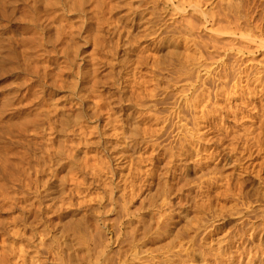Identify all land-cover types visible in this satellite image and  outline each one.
<instances>
[{"label":"rangeland","instance_id":"374dc122","mask_svg":"<svg viewBox=\"0 0 264 264\" xmlns=\"http://www.w3.org/2000/svg\"><path fill=\"white\" fill-rule=\"evenodd\" d=\"M35 1L0 0V154L5 149L2 155L8 161L6 169H0V264H29L36 256L46 264H56L54 256L48 255L53 254L54 238L64 264H92L83 247L82 228L97 207L98 197L109 191V179L118 183L112 194L119 206L112 215L114 230L118 225L113 222L124 214L127 217L120 237L127 252L122 256L115 244L110 245L105 251L111 255V264H117L119 257L124 264H215L220 256L223 264H264V47L260 45L264 44V0H198L199 9L192 8L196 0H105L103 7H95L97 11L88 5L83 15L63 12V20L68 21L61 26L70 21L75 26L83 23L82 38L77 40L79 55L86 60L92 55L97 58L94 87L91 78L79 87L73 75L61 77L63 82L52 79L58 71L53 58L57 56L59 62L63 58L49 35L52 30H46L58 22L52 21L55 9L42 6L36 10L39 14L34 12ZM228 3L239 17L240 32L254 36L253 44L241 39L239 32L232 34V29L212 33L213 19L209 18L226 12ZM189 14L198 27L184 36L191 41L190 50H185L177 32L181 16ZM208 39L226 48L209 54L210 49L200 47L201 51L193 45L198 41L211 45ZM221 62L227 66L225 72L219 69ZM38 65L50 66L47 76L34 74L32 67ZM182 65L188 66L190 76L184 75ZM186 77H191V85ZM194 79L199 81L194 83ZM220 84L222 92H218ZM165 86L176 93L173 98ZM193 88L200 97H193ZM163 90L164 94L169 91L167 102L162 101ZM182 93L188 102L200 99L195 108L197 119L202 117L194 120L199 134L191 132L193 108H186L185 102L181 120L174 117L170 106ZM36 115L44 118L36 120ZM146 126L154 132L150 138V133L142 132ZM185 130L194 134L198 145L194 141L189 148L185 145ZM179 143L184 144L183 151ZM47 148L58 154L50 149L48 154ZM84 163L95 164L91 165L95 171ZM101 163L110 173L102 171ZM98 167L103 175L96 171ZM75 187L82 197L72 194ZM147 208L151 214L143 220ZM95 232L92 244L111 236L102 228Z\"/></svg>","mask_w":264,"mask_h":264},{"label":"bare ground","instance_id":"6f19581e","mask_svg":"<svg viewBox=\"0 0 264 264\" xmlns=\"http://www.w3.org/2000/svg\"><path fill=\"white\" fill-rule=\"evenodd\" d=\"M29 1V0H28ZM37 1V2H36ZM35 2H33V6H32V9H33V11L34 12H37L36 10H40L39 8L40 7H44V6H46V8L48 7L50 10H52V9H55V10H53V12L54 13H51L52 14V21L54 22V21H57L58 23H54V25H56V24H58L57 26H52V24H51V27H50V29L49 30H46V31H51V32H53L52 33V35L51 34H49L50 36H52L51 38H52V42H53V45L55 44V45H57V46H59V49H60V55H61V57L63 58V60L61 61V62H59L58 61V59H57V56H56V58L54 57L53 59H55V60H53L52 61V64L54 63L56 66V69L58 70L57 72H55V75H53V77L54 78H52V79H59V80H61L62 78L61 77H63V76H67V75H73V78L76 80L75 81V84L76 85H78V87L80 86V85H86L87 83H88V79L89 78H91V85H93L92 83H94V85H93V87L94 86H96L95 84H96V82L95 81H97V79H95L96 78V75H97V71L99 70V68H98V61H97V58L95 57H93V55L90 57L89 56V58L86 60V59H83L84 58V56L82 55H79V52H80V48H81V44H79V42L77 41L78 40V38H82V36H81V31H82V24H79L78 22V24L75 26V23L73 24V23H70V22H68L67 24H64V25H62L61 26V24L62 23H65V22H67L68 20H66L65 19V17H64V20H63V18H62V15H63V12L65 13V11H67V12H69V13H75V14H81V15H83L82 13L84 12V8L85 7H87L88 5L89 6H92V8L93 9H95V7H96V9L98 8V7H103L102 5H103V3H104V5H105V0H43V2H38V0H36ZM189 1V0H188ZM109 2V1H108ZM196 4H194L193 6H192V8H195V9H197L198 8V5H199V3H198V0H196ZM25 3V2H24ZM188 3V2H187ZM7 4V3H6ZM109 5H110V2L108 3ZM186 4V3H185ZM229 4V3H228ZM25 5V4H24ZM190 5V4H189ZM178 6H180L181 7V2L179 3V5ZM26 7V6H25ZM177 7V5H175V8ZM229 7L230 8H228V10L226 11V12H216V14H212V15H214L212 18H209L210 20H212L211 22H210V24L209 25H211L210 26V28L212 29V28H214L213 30H214V32H213V30H212V33H215V32H219V31H227L226 29H228L229 31H231V29H232V34H234L235 32H239L240 33V38L241 39H243V40H246V41H251L252 42V44H253V41H252V38L254 37L252 34H250V33H244V32H240L241 31V29H243L242 27H240V25H239V17L236 15V11H235V8H233V5H230L229 4ZM235 7V6H234ZM89 8V7H88ZM91 8V9H92ZM192 8H191V11H194V10H192ZM95 9V10H96ZM178 9V8H177ZM180 9V8H179ZM199 9V8H198ZM29 10V9H28ZM31 10V9H30ZM90 10V9H89ZM99 10V9H98ZM153 10V9H152ZM97 11V10H96ZM103 11V10H102ZM197 11V10H196ZM196 11H194V12H196ZM49 11H47V13H48ZM104 12V11H103ZM106 12V11H105ZM175 12V11H174ZM181 12L183 13V15H184V8L183 9H181ZM199 13L198 14H200V13H202L200 10L198 11ZM257 12V11H256ZM3 13V12H2ZM31 13H32V11H31ZM38 14H39V11L37 12ZM41 13V12H40ZM204 13V12H203ZM202 13V14H203ZM213 13H215V12H213ZM45 14V13H44ZM51 14L49 15V19H51L50 17H51ZM195 14V13H194ZM206 14V13H205ZM205 14H203V15H201V17L203 16L204 18H206V16H207V14L205 15ZM210 14V15H211ZM256 14V13H255ZM208 15H209V13H208ZM209 15V16H210ZM257 15V14H256ZM32 16H34V15H32ZM67 16V15H66ZM79 16V15H78ZM161 16V15H160ZM192 16V15H191ZM194 16V15H193ZM208 16V17H209ZM39 17V16H38ZM211 17V16H210ZM252 17V16H251ZM6 18V17H5ZM34 18L35 17H33V18H31V21H33L34 20ZM87 18V17H86ZM254 18V17H253ZM69 19V18H68ZM81 19V18H80ZM79 19V20H80ZM193 19H195V18H193ZM255 19V18H254ZM77 20H78V18H77ZM29 21V20H28ZM36 21H39V20H35V22ZM41 21H43L42 19H41ZM100 21V20H99ZM173 21V20H172ZM34 22V23H35ZM81 22H82V20H81ZM80 22V23H81ZM198 22V21H197ZM207 22H209V21H207ZM254 22V21H253ZM39 23V25H41L40 24V21L38 22ZM49 23V22H48ZM173 23V22H172ZM199 23H201V22H199ZM36 24H37V22H36ZM241 24V23H240ZM43 25V24H42ZM49 25V24H48ZM84 25H86V23L84 24ZM203 25V24H202ZM88 26V25H87ZM108 26V25H107ZM167 26V25H166ZM165 26V27H166ZM34 27V26H33ZM42 27H46V26H42ZM165 27H164V30H165ZM180 29H179V31L177 32L180 36H177V38H179V40H180V42H181V40L183 41L182 42V44H184V48H185V50H190V48H191V46L189 47V45L188 44H190L191 43V41L190 40H186V38L184 37L185 35H187L188 36V34L190 35V34H192L195 30H197V27H198V25H197V23H195V20H192V17H190V14L189 15H185V16H181V21H180ZM255 27V26H254ZM37 29H39L38 27H37ZM30 30H32V28L30 29ZM30 30H29V32H30ZM33 30H34V28H33ZM41 30V29H40ZM111 30V29H110ZM247 29H245L244 31H246ZM118 31V30H117ZM183 31V33H184V35H182V34H180V32H182ZM248 31V30H247ZM253 31H254V29H253ZM251 32V31H250ZM44 33V32H43ZM45 33H47V32H45ZM161 33V32H160ZM220 33V32H219ZM239 33L237 34V35H239ZM251 33H253V32H251ZM227 34V33H226ZM229 34H231L230 32H229ZM254 34V33H253ZM259 34V33H258ZM257 34V35H258ZM44 35V34H43ZM46 35V34H45ZM45 35H44V37H45ZM49 35H47L48 36V39H51V38H49L50 36ZM41 36V35H40ZM162 36V35H161ZM183 36V37H182ZM234 36V35H233ZM172 37V36H171ZM213 37H215V36H211L210 38L211 39H213ZM217 37H218V35H217ZM220 38V37H219ZM24 39H26L25 37H24ZM23 39V40H24ZM36 39H38V42H40L41 41V37L39 38V37H37ZM39 39H40V41H39ZM89 39V38H88ZM162 39V38H161ZM191 39V38H190ZM211 39H208V41L210 40V43H211V45H208L207 43H205V42H203V44L204 45H201L200 43H199V41L198 42H193L192 44L194 45V46H197V48L199 47H202L203 49L204 48H207V49H210L209 51V54H213V53H218V51L220 50V49H225L226 48V45L225 44H218V43H216V42H214V41H212L211 42ZM214 39H217V38H214ZM220 39H222V38H220ZM44 40H46L45 38H44ZM44 40H42V41H44ZM163 40V39H162ZM219 40V39H218ZM257 40V39H256ZM27 41V40H26ZM35 41H37V40H35ZM47 41V40H46ZM51 41V40H50ZM49 41V42H50ZM84 42H86V40H83ZM160 42H161V40H159ZM185 41H187V42H185ZM207 41V42H208ZM220 41V40H219ZM222 41V40H221ZM262 41V40H261ZM45 42V41H44ZM43 42V43H44ZM48 42V41H47ZM47 42H45V43H47ZM180 42L179 43H177V46L176 47H174V50H177L178 48V46L180 45ZM209 43V44H210ZM40 44H41V42H40ZM200 44V45H199ZM232 44V43H231ZM233 44H236L234 41H233ZM240 44V43H239ZM24 45V44H23ZM50 45V44H49ZM61 45V46H60ZM94 47H96L97 45H96V43L94 42ZM100 45H102L101 43L99 44V46ZM120 45V44H119ZM210 46V47H207V46ZM260 45L261 46H263L264 47V44L262 45L261 43H260ZM22 46V45H21ZM25 46H27V44L25 45ZM24 46V47H25ZM39 46V45H38ZM98 46V47H99ZM105 46V45H104ZM193 46V47H194ZM234 46V45H233ZM237 48H239L238 47V44L237 45H235ZM248 46V45H247ZM14 47V46H13ZM26 48V47H25ZM24 48V49H25ZM40 48V47H39ZM121 48V47H120ZM198 48V50H201L202 48H200L199 49ZM233 48V47H232ZM231 48V49H232ZM5 49V48H4ZM28 48H26L25 50H27ZM202 49V50H203ZM24 50V51H25ZM136 50V49H135ZM197 50V52L199 53V51ZM201 50V51H202ZM206 50V49H205ZM240 50H241V47H240ZM100 51V50H99ZM171 51V50H170ZM196 50H194V52H195ZM201 51H200V55H201ZM226 51V50H225ZM55 52V51H54ZM94 53H95V51H93ZM176 52L177 51H175V53L174 54H176ZM1 53V52H0ZM27 53V52H26ZM25 52H24V54H26ZM178 53V52H177ZM58 54V53H57ZM208 54V53H207ZM206 55V56H209V58H210V56L211 55ZM23 55V54H22ZM48 55H50V54H48ZM171 55V54H170ZM205 55V54H204ZM28 56H30V55H28ZM187 56V55H186ZM216 56V55H215ZM227 56V55H226ZM26 57V56H25ZM34 57V56H33ZM32 57V59L31 60H33L34 58ZM52 57V56H51ZM81 59H80V58ZM201 57V56H200ZM49 58H50V56H49ZM78 58H79V60H81V61H79L78 60ZM100 58V57H99ZM144 58V57H143ZM213 58V57H212ZM220 58V57H219ZM11 59V58H10ZM47 59H48V57H47ZM28 60V59H27ZM84 60H86V61H84ZM12 61V60H11ZM51 61V60H50ZM234 61V60H233ZM34 62V61H33ZM83 62H85V63H89L88 65L89 66H87V64H84ZM103 62V61H102ZM206 62V61H205ZM210 62V61H209ZM28 63V62H27ZM51 63V62H50ZM100 63V62H99ZM106 63V62H105ZM189 63V62H188ZM11 64V63H10ZM33 64V66L35 65L34 63H32ZM54 64H53V66H54ZM218 64V63H217ZM103 65V64H102ZM190 65V64H189ZM50 66H51V64H50ZM50 66H48V65H38V67L37 66H35V67H32V68H34V69H36V70H34L33 69V72H34V74L36 73V74H40V75H43V76H47L48 75V73H47V69L48 68H50ZM220 68L219 69H222V71L223 72H225V67H227L226 65H224V63L223 62H221L220 63ZM28 67V66H27ZM182 67H183V71L185 70V68L184 67H186V70L184 71V75L185 76H190V74H191V72H190V69H187V67L188 66H183L182 65ZM191 67V66H190ZM9 68V67H8ZM31 68V69H32ZM182 69V68H181ZM216 69V68H215ZM13 70V69H12ZM30 70V69H29ZM192 70V69H191ZM156 71V70H155ZM161 71V70H160ZM212 71V70H211ZM216 71V70H215ZM219 71V70H218ZM218 71H217V73H216V75H218ZM32 72V71H31ZM194 73V72H193ZM33 74V75H34ZM35 74V75H36ZM223 74V73H222ZM221 74V75H222ZM178 75V74H177ZM220 74H219V76H221ZM226 75V74H225ZM228 75V74H227ZM52 76V75H51ZM193 75H191V77H192ZM223 76V78H225L224 77V75H222ZM221 76V77H222ZM38 77V76H37ZM191 77H186L187 79L185 80V82L186 83H188L189 81H190V85H191V81H192V79H191ZM158 78V77H157ZM177 78V77H176ZM93 79H94V82H92L93 81ZM174 79V78H173ZM184 79V78H183ZM196 79H197V77H196ZM217 79H219V78H217ZM258 79H259V77H258ZM258 79L256 80V78H254V80L257 82L258 81ZM58 80V81H59ZM153 80V79H152ZM213 80H214V75H213ZM251 80V79H250ZM54 82L56 81V80H53ZM52 81V82H53ZM57 81V84L59 83H61L60 81L58 82ZM62 81V80H61ZM65 81V80H64ZM183 82V84H184V86H186V88L187 87H190V85H187V84H185V82H184V80H182ZM188 81V82H187ZM197 81H199V80H195L194 79V83H196ZM215 81H216V79H215ZM218 81V80H217ZM53 82V83H54ZM63 82V81H62ZM131 82V81H130ZM201 82V81H200ZM56 83V82H55ZM172 83H177V82H172ZM203 83V82H202ZM205 83V82H204ZM36 84H39V83H36ZM199 84V83H198ZM222 84V86H223V83H221ZM221 84H220V87H219V89H218V92H222V91H220V90H222V88H221ZM56 85V84H55ZM90 85V86H91ZM171 85H173V87L175 86L174 84H171ZM202 85V84H201ZM69 86V85H68ZM168 87L169 86H167V88H166V86H165V89H167V90H171V89H168ZM176 87H177V85H176ZM180 87V86H179ZM193 87V86H192ZM197 87V86H196ZM195 86H194V88H196ZM201 87V86H200ZM204 87V86H203ZM224 87V86H223ZM82 88H84V87H82ZM133 88V87H132ZM150 88V87H149ZM170 88V87H169ZM193 88V93H191V94H193V97H194V95H196V96H199L200 97V95H197V94H194V91H196L195 89ZM143 89V88H142ZM177 89V88H176ZM175 89V90H176ZM198 89V88H197ZM204 89V88H203ZM135 90V89H134ZM152 90H154V88H152ZM156 90V89H155ZM178 90V93H181V88L180 89H177ZM176 90V91H177ZM207 90V89H206ZM35 91V90H34ZM149 91V90H148ZM151 91V90H150ZM172 91V90H171ZM169 92V91H167V93L166 94H164V90L162 91V93L164 94V98L162 99V101L165 99L166 100V98L167 97H170V95L174 92V91H172V92ZM204 91V90H203ZM142 92V91H141ZM152 92V91H151ZM168 92L170 93V95L168 96ZM197 92V91H196ZM148 93V92H147ZM153 93V92H152ZM175 93V92H174ZM198 93V92H197ZM199 93H200V89H199ZM207 93V92H206ZM154 94V93H153ZM176 94V93H175ZM175 94H172L171 96V98H173L174 97V95ZM201 94H203V93H201ZM216 94H217V92H216ZM141 96V95H140ZM154 96V95H153ZM178 98H177V100H178V103H177V100H176V102H174V103H172L171 104V106L170 107H172L171 109H173L174 110V117L175 118H177V120H181V108H182V110L184 111V106H182L183 105V103L185 102L186 103V108L189 106V108H193V110L192 111H190L191 113H189L191 116H189V117H191L190 119H192L193 121L196 119V120H200V118L202 117H200L199 119H197V115H196V109H197V107L195 108V105H196V102H198L197 100H200V99H197L196 97V102L193 100V99H191L190 101H194V102H188V99L186 100V98L187 97H185V95H183V93H182V95H176ZM142 97V96H141ZM181 97H185V98H183L182 100V102H181ZM84 98V97H83ZM189 98V97H188ZM146 99V98H145ZM175 99V98H174ZM98 100V99H97ZM101 100V99H100ZM100 100H98V101H100ZM169 100V99H168ZM168 100H166V102L168 101ZM157 102V101H156ZM101 103V102H100ZM137 103V102H136ZM151 103H152V101H151ZM169 103V102H168ZM182 103V104H181ZM184 103V104H185ZM199 103V102H198ZM158 104V103H157ZM199 104H201V103H199ZM166 105V104H165ZM164 105V106H165ZM96 107H98V106H96ZM96 107H95V109H96ZM39 108V107H38ZM41 108V107H40ZM146 108V107H145ZM150 107H148V109H149ZM161 108V107H160ZM185 108V109H186ZM188 108V109H189ZM204 108V107H203ZM5 109V108H4ZM13 109V108H12ZM95 109H93V110H95ZM143 109V108H142ZM152 109V108H151ZM150 109V110H151ZM154 109V108H153ZM207 109V108H206ZM110 110V109H109ZM149 110V111H150ZM176 110V111H175ZM190 110V109H189ZM2 111V110H1ZM154 111V110H153ZM165 111H166V109H165ZM169 111V110H168ZM188 111V110H187ZM198 111V110H197ZM204 111V110H203ZM50 112V111H49ZM48 112V113H49ZM172 112V111H171ZM200 112V111H199ZM202 112V111H201ZM206 112V111H205ZM204 112V113H205ZM39 113V112H38ZM107 113V112H106ZM210 113V112H209ZM26 114V113H25ZM40 114V113H39ZM93 114H95L94 112H93ZM170 114V113H169ZM69 115V114H68ZM96 115V114H95ZM95 115H93V117L92 118H94L95 117ZM106 115V114H105ZM108 115V114H107ZM204 115V114H203ZM206 115H207V113H206ZM205 115V116H206ZM41 116V115H40ZM86 116V115H85ZM196 118H195V117ZM209 116V115H208ZM43 117V116H42ZM44 117H45V114H44ZM43 117V118H44ZM47 117V116H46ZM77 117V116H76ZM87 117V116H86ZM154 117V116H153ZM162 117V116H161ZM42 118V119H43ZM49 118V117H48ZM51 118V117H50ZM49 118V119H50ZM78 118L80 119V117L78 116ZM139 118V117H138ZM137 118V119H138ZM143 118H144V116H143ZM145 118H148V117H146L145 116ZM39 120V119H41V118H37V115H36V120ZM41 119V120H42ZM142 119V118H141ZM150 119V118H149ZM155 120H158V119H156V118H154ZM165 119V118H164ZM22 120V119H21ZM35 120V119H34ZM47 120V119H46ZM45 120V121H46ZM88 120V119H87ZM86 120V121H87ZM139 120V119H138ZM145 120H147V119H145ZM144 120V121H145ZM163 120V119H162ZM30 121H31V119H30ZM140 121V120H139ZM143 121V122H144ZM159 121V120H158ZM197 121V122H198ZM23 122H25V124H27L28 122L23 118ZM33 122V121H32ZM40 122V121H39ZM54 122V121H53ZM75 122H77V121H75ZM179 122V121H178ZM197 122H192L194 125V127H193V129L194 130H192L191 129V132L192 131H194V133L196 134V132H195V130L197 131L198 129H200L199 127H198V123ZM55 123V122H54ZM140 123H141V121H140ZM145 123V122H144ZM163 123V122H162ZM196 123V124H195ZM143 124V123H142ZM200 124V123H199ZM59 125V124H58ZM167 125V124H166ZM185 125H187L186 123H185ZM185 125H183L184 127H185ZM179 126V125H178ZM178 126H177V128H178ZM180 126H182V125H180ZM179 126V127H180ZM198 128H197V127ZM200 126V125H199ZM202 126V125H201ZM204 126H205V124H204ZM23 127H25V126H22V128ZM54 127V126H53ZM83 127V126H82ZM87 128L89 127V126H86ZM166 127V126H165ZM184 127H180V128H184ZM49 128V127H48ZM85 128V127H84ZM87 128H85V129H87ZM94 128H95V126H94ZM94 128H89V129H92V130H94ZM151 128V127H150ZM197 128V129H196ZM24 129V128H23ZM85 129H84V131H85ZM97 129V128H96ZM157 129V128H156ZM190 129V128H189ZM189 129H187L188 131H189ZM50 130H51V127H50ZM91 130V131H92ZM142 129H140V131H141ZM152 130H154L153 128H152ZM162 130V129H161ZM160 130V131H161ZM175 130V129H174ZM201 130V129H200ZM200 130H198V131H200ZM90 131V133H92ZM155 131V130H154ZM158 131V130H157ZM156 131V132H157ZM167 131V130H166ZM198 131H197V133H198ZM1 132V131H0ZM85 132H87V131H85ZM89 132V131H88ZM87 132V133H88ZM142 132H144V134L146 135V134H148V133H150L149 135H147V137L148 138H150V136L151 135H153V131H149L148 130V127L146 126V128L145 129H143L142 130ZM190 132V133H191ZM202 132V131H201ZM19 133V132H18ZM190 133H186V130H185V136L186 135H188V137L186 138V140H187V142H186V144L185 145H187V143H188V148H189V146H191V143L194 141V138H193V135L192 134H190ZM1 134V133H0ZM14 134V133H13ZM85 134V133H84ZM95 134V133H94ZM199 134V133H198ZM197 134V135H198ZM88 135H90V134H88ZM202 135V134H201ZM1 136V135H0ZM79 136V135H78ZM80 136H82V135H80ZM84 136V135H83ZM82 136V137H83ZM86 136V135H85ZM154 136L156 137V135L154 134ZM185 136H184V139H183V141L185 142L186 140H185ZM27 137V136H26ZM81 137V138H82ZM10 138V137H9ZM67 138V137H66ZM148 138H146V139H148ZM204 138V137H203ZM48 139V138H47ZM84 139V138H83ZM96 139H97V137H96ZM145 139V140H146ZM154 139V138H153ZM181 139V140H182ZM14 140V139H13ZM41 140V139H40ZM202 140V139H201ZM53 141V140H52ZM68 141V140H67ZM179 141V140H178ZM183 141H182V143H183ZM196 141H199V139H197ZM1 142V141H0ZM39 142V141H38ZM60 142V141H59ZM74 142V141H73ZM152 142V141H151ZM195 142V141H194ZM68 143V142H67ZM176 143V142H175ZM178 143V142H177ZM196 144H197V142H195ZM40 144V143H39ZM57 144V143H56ZM91 144V143H90ZM89 144V145H90ZM180 144V143H179ZM25 145V144H24ZM63 145H64V143H63ZM73 145V144H72ZM151 144H149V146H150ZM153 145V144H152ZM160 145V144H159ZM176 145V144H175ZM181 145V144H180ZM179 145V146H180ZM184 145V144H183ZM183 145H181L180 146V150L181 151H183V149H185V146H183ZM198 145V144H197ZM45 146V145H44ZM68 146V145H67ZM179 146H176V147H179ZM8 147V146H7ZM61 147V146H60ZM32 148V147H31ZM55 148H56V146H55ZM58 148V147H57ZM74 148V147H73ZM77 148V147H76ZM172 148V147H171ZM170 148V149H171ZM43 149V148H42ZM48 149V148H47ZM50 149V151L52 150V149H54V148H49ZM49 149H48V154H49ZM65 149V148H64ZM63 149V150H64ZM173 149V148H172ZM177 149V148H176ZM5 150V149H4ZM4 150L2 151V153L4 152ZM21 150V149H20ZM36 150V149H35ZM67 150V149H66ZM19 151V150H18ZM53 151H55V150H53ZM77 151V150H76ZM179 151V150H178ZM23 153H25L24 151H22ZM52 152V151H51ZM50 152V153H51ZM67 152V151H66ZM184 152H187V149H186V151H184ZM184 152H182V153H184ZM2 153L0 154V169L1 170H3L4 168H5V165H6V163L8 162L7 161V159H5L6 157L4 156L3 157V155H2ZM19 153V152H18ZM45 153V152H44ZM53 153V152H52ZM54 153H56V152H54ZM53 153V154H54ZM85 153V152H84ZM182 153H181V155H182ZM196 153V152H195ZM58 154V152L55 154V155H57ZM66 154V153H65ZM10 155V154H9ZM40 155V154H39ZM52 155V154H51ZM173 155V154H172ZM188 155H189V153H188ZM17 156V155H16ZM33 156V155H32ZM53 157H54V155H52ZM65 156V155H64ZM70 156V155H69ZM14 157H15V154H14ZM46 157H48V155L46 156ZM52 157H50L49 158V161H50V159H51ZM87 158V157H86ZM90 158V157H89ZM11 159V158H10ZM35 159V158H34ZM37 159V158H36ZM35 159V160H36ZM46 159V158H45ZM18 160V159H17ZM54 160V159H53ZM57 160H59V159H57ZM85 160V159H84ZM94 160V159H93ZM29 161V160H28ZM64 161H65V159H64ZM83 161V160H82ZM90 161V160H89ZM88 160H87V164H88V162H89ZM225 161V160H224ZM228 161V160H227ZM10 162V161H9ZM52 162V161H51ZM50 162V163H51ZM55 162V161H54ZM59 162V161H58ZM84 162V161H83ZM93 162H95V160L93 161ZM100 162H102V161H100ZM99 162V163H100ZM60 163V162H59ZM86 163H84V164H82V165H84V166H86L87 164ZM99 163H97V166H99L100 164ZM107 163V162H106ZM105 163V164H106ZM197 163H198V161H197ZM229 163V162H228ZM10 164V163H9ZM13 164V163H12ZM46 164V163H45ZM68 164V163H67ZM90 164V163H89ZM99 164V165H98ZM91 165H93V163L92 164H90L89 166L90 167H96L95 166V164L93 165V166H91ZM107 165V164H106ZM15 166V165H14ZM21 166V165H20ZM88 166V165H87ZM88 166V168L90 169V167ZM102 166H104V164L103 163H101V167ZM199 166V165H198ZM25 167V166H24ZM70 167V166H69ZM68 167V168H69ZM91 168L90 169V171L91 170H93V171H95V168ZM107 167V166H106ZM105 166H104V169L102 170V169H100V167H98V170H96L98 173L100 172V170H102V171H108L109 172V169L107 170V168H106ZM64 168V167H63ZM86 168V167H85ZM103 168V167H102ZM6 169V168H5ZM4 169V170H5ZM36 169V168H35ZM84 169V168H83ZM106 169V170H105ZM85 170V169H84ZM216 170V169H215ZM36 171V170H35ZM100 172V174H102L103 172ZM9 172V171H8ZM7 172V173H8ZM15 172V171H14ZM21 172V171H20ZM71 172H73V171H71ZM112 172V171H111ZM217 172H218V170H217ZM1 173V172H0ZM19 173V172H18ZM76 173V172H75ZM74 173V174H75ZM80 173V172H79ZM105 173L106 172H104V176H105ZM110 173V172H109ZM107 174V175H110V177L109 178H111L112 176H111V174ZM215 173V172H214ZM103 175V174H102ZM101 175V176H102ZM98 176V175H97ZM3 177V176H2ZM9 177V176H8ZM99 177V176H98ZM26 178V177H25ZM37 178V177H36ZM77 184V183H76ZM109 184H110V186H109V191L108 192H104L103 194V196L102 197H98V205H97V207L96 208H93L92 209V212L89 214V218L85 221V226H84V228H82V232H83V237L85 238L84 239V245L85 246H83L84 248H85V250H86V252L87 253H90V255H91V257H92V264H111V255H109V254H107L106 253V251L105 250H108V248H109V246L110 245H112V244H115L116 245V247H118V250H119V252H120V254L123 256V255H125V252H127L126 251V249H125V247H121V244H120V241H121V236H122V232H125V231H123V229H125L126 228V224H127V222L125 223V221H127V217H126V214H124V217L123 218H121V220L120 221H117V222H113V223H115L116 225H118V226H116L117 228H118V230L116 231V230H114V224H112V221H113V217H112V215L115 213V211H117V208L119 207L118 205H116V202H115V199L113 200V197H112V194L114 193V189L116 190L117 189V187H118V183H115V184H113L112 183V180L111 179H109ZM112 184H113V186H112ZM27 186V185H26ZM112 186V187H111ZM3 187V186H2ZM6 187V186H5ZM79 187V186H78ZM78 187H75V188H73L72 190H73V193L72 194H74V195H78V196H80L82 193H81V191H79L78 189ZM4 188V187H3ZM13 188H16V187H13ZM1 189V188H0ZM7 190V189H6ZM5 191V190H4ZM33 191V190H32ZM47 192V191H46ZM71 193V192H70ZM38 197V196H37ZM41 197V196H40ZM81 197H82V195H81ZM73 198V197H72ZM124 199V198H123ZM116 201L118 202V200L116 199ZM103 203H106V205H104ZM29 205V204H28ZM127 205V204H126ZM10 207V206H9ZM116 207V208H115ZM3 208V207H2ZM10 209V208H9ZM27 209V208H26ZM119 209V208H118ZM151 212V209L150 208H147V213H143L142 215H141V218L144 220V218H145V215H147V214H149ZM27 214V213H26ZM151 214V213H150ZM28 216V215H27ZM100 216H101V218H100ZM120 216V215H119ZM102 219V222L101 223H99V221ZM139 221L141 222V219H139ZM100 225H102L101 227H100ZM160 227V226H159ZM100 228H102V229H105L106 230V232L109 234V235H111L110 237H108L107 238V241L105 240H99L96 244H95V242L93 241V244H92V236L93 235H91V233H93V232H95V231H97V229H100ZM164 228H166V227H164ZM57 230V229H56ZM157 232H158V230H157ZM163 232V231H162ZM13 233V232H12ZM96 233V232H95ZM126 234V233H125ZM44 235V234H43ZM158 235H160V234H158ZM95 236H97V235H95ZM42 237V236H41ZM43 238V237H42ZM92 238V239H91ZM75 239V238H74ZM98 239V238H97ZM100 239V238H99ZM255 239V238H254ZM21 240V239H20ZM54 240V250H52V252H53V254H49L48 253V255H50V256H54V261H55V263L56 264H64L63 263V261H62V259H61V250H60V245L57 243V241H56V238H54L53 239ZM52 240V241H53ZM76 240V239H75ZM79 240V239H78ZM94 240H95V238H94ZM112 240V243H110V241ZM81 242V241H80ZM43 244V243H42ZM81 245V244H80ZM82 245H83V243H82ZM19 246V245H18ZM77 246V245H76ZM120 246V247H119ZM82 247V246H81ZM4 248V247H3ZM244 248V247H243ZM30 249V248H29ZM83 249V248H82ZM19 250V249H18ZM21 250V249H20ZM27 250V249H26ZM84 250V249H83ZM84 250V251H85ZM130 250V249H129ZM23 251V250H22ZM22 251H21V253H22ZM20 252V251H19ZM222 252V251H221ZM20 253V254H21ZM34 253H35V251H34ZM51 253V252H50ZM24 254H26V252H24ZM85 254V253H84ZM19 255V254H18ZM17 255V256H18ZM218 255H219V253H218ZM217 255V256H218ZM221 255H222V253H221ZM15 256V255H14ZM20 256V255H19ZM24 257V255L23 254H21V256L20 257ZM220 256V255H219ZM218 256V257H219ZM241 256V255H240ZM10 257V256H9ZM8 257V258H9ZM16 257V256H15ZM37 257V256H36ZM36 257L34 258L35 260H33V261H29L30 263L29 264H46L47 262L46 261H40L39 259H36ZM221 258H222V256H220ZM5 258V257H4ZM28 258V257H27ZM26 258V259H27ZM218 259V260H216V262L218 261V263H216L215 262V264H223V258L222 259ZM24 259V258H23ZM170 259V258H169ZM237 259V258H236ZM29 260V259H28ZM45 260V259H44ZM123 260V259H122ZM121 260V258L119 257L118 258V262H117V264H124V262ZM172 260V259H171ZM17 261V260H16ZM26 261V260H25ZM25 261H22V262H24L25 263ZM173 261V260H172ZM178 261V260H177ZM14 262V261H13ZM21 262V261H20ZM169 262H171V261H169ZM4 263V262H3ZM157 263H159V262H157ZM240 262H238V264H239ZM243 263V262H242ZM5 264V263H4ZM155 264V263H154ZM160 264V263H159ZM161 264H163V262L161 263ZM167 264H168V262H167ZM174 264H177L176 262H174ZM178 264H181V262H179ZM225 264V263H224ZM232 264V263H231Z\"/></svg>","mask_w":264,"mask_h":264}]
</instances>
